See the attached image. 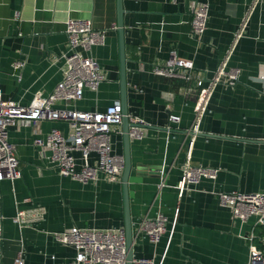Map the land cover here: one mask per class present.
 Listing matches in <instances>:
<instances>
[{
  "label": "crops",
  "instance_id": "crops-1",
  "mask_svg": "<svg viewBox=\"0 0 264 264\" xmlns=\"http://www.w3.org/2000/svg\"><path fill=\"white\" fill-rule=\"evenodd\" d=\"M194 0H123L129 113L143 119L141 139H131L129 199L134 257L154 264H248L251 233L257 245L262 226L250 217L233 219L220 206L221 191H264V0H209L207 29L200 39L190 27ZM88 18L105 32L92 47L105 79L96 91L71 104L78 109H104L119 99L116 0H0V85L3 96L28 104L40 91L48 94L62 77L57 58L67 49L65 20ZM174 51L193 62L190 79L153 74L150 69ZM240 69L233 85L218 83L198 132L195 123L198 79L207 85L221 61ZM16 61L22 62L14 68ZM169 114L180 116L169 122ZM169 126V127H168ZM68 132L62 121L43 120ZM210 134V135H205ZM21 176L0 181V264H13L21 251L24 264H67L71 247L54 234L72 226L123 227L120 182L81 183L60 175L33 145L32 126L10 127ZM122 152L121 134L112 137ZM191 148H190V144ZM191 161L218 168L215 179L203 178L179 194L181 167ZM162 170L160 178L159 170ZM161 179L164 185L158 189ZM23 211V224L13 221ZM162 212L168 219L157 244L137 232L138 220ZM258 246V245H257Z\"/></svg>",
  "mask_w": 264,
  "mask_h": 264
},
{
  "label": "built area",
  "instance_id": "built-area-1",
  "mask_svg": "<svg viewBox=\"0 0 264 264\" xmlns=\"http://www.w3.org/2000/svg\"><path fill=\"white\" fill-rule=\"evenodd\" d=\"M209 0H194L190 7V27L195 38L200 39L207 29ZM67 49L57 59L62 62V77L46 95L37 91L28 104L5 98L0 85V181H13L21 176L15 146L7 139L8 128L32 126L33 145L39 155L55 165L60 175L81 183L96 182L99 179L111 183L120 182L124 166L122 152L115 148L112 137L121 134L122 111L119 99H114L104 109H78L71 103L84 98L86 89L96 91L105 79L98 60L90 54L92 47L104 43L105 32L93 27L88 18H67L64 22ZM226 58L217 66L212 79L204 85L198 79V97L195 101V123L189 129L198 132V123L208 108L213 88L218 83L235 84L240 69L226 67ZM22 62L16 61L14 68ZM193 62L176 56L172 51L160 64L150 71L159 76H181L190 79ZM264 85V71L258 76ZM264 93V90H263ZM130 121L147 124L143 119L129 114ZM43 120L62 121L68 132L51 128L42 133L39 123ZM180 116L169 114V122H178ZM169 127V126H168ZM144 126H131V139H141ZM192 143L190 144L191 148ZM190 149L181 167V176L176 188L181 195L193 188L203 178L215 179L218 168L192 163ZM163 171L159 170L160 178ZM164 185L161 179L158 189ZM220 206L229 209L232 218L245 222L250 217L255 224L264 227V191L242 192L221 191L217 193ZM23 211H17L13 221L23 224ZM167 217L160 211L154 216H143L137 222V232L152 244H157L166 231ZM0 225V240L2 237ZM55 239L74 251L67 264H125L127 256L126 235L123 227L86 228L72 226L54 234ZM248 264H264V240L261 247L252 242L251 233ZM132 264H154L152 258L133 257ZM13 264H24L21 251Z\"/></svg>",
  "mask_w": 264,
  "mask_h": 264
},
{
  "label": "water",
  "instance_id": "water-1",
  "mask_svg": "<svg viewBox=\"0 0 264 264\" xmlns=\"http://www.w3.org/2000/svg\"><path fill=\"white\" fill-rule=\"evenodd\" d=\"M124 13L123 0H116V24L112 26L117 34V48H118V84H119V101L121 104L122 121L121 139H122V155L124 159V166L120 175V188L123 207V228L126 235V248L127 256L125 264H132L131 260L133 255V240L134 235L132 232V219L130 212V199H129V176L132 169L129 128L131 126H144L151 128L148 124L134 123L129 118V104H128V84L126 73V53H125V29H124ZM193 134H204L200 132H189ZM210 135V134H205Z\"/></svg>",
  "mask_w": 264,
  "mask_h": 264
},
{
  "label": "trees",
  "instance_id": "trees-1",
  "mask_svg": "<svg viewBox=\"0 0 264 264\" xmlns=\"http://www.w3.org/2000/svg\"><path fill=\"white\" fill-rule=\"evenodd\" d=\"M261 233L264 235V227L262 228V232H261ZM257 245H258L259 247H261V245H260L259 242H257Z\"/></svg>",
  "mask_w": 264,
  "mask_h": 264
}]
</instances>
